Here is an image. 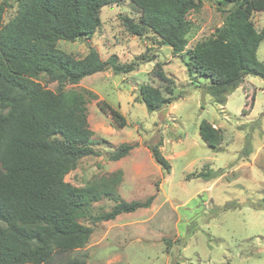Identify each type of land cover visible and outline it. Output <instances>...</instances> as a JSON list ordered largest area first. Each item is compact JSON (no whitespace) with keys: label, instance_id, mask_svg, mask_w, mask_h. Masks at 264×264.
I'll return each instance as SVG.
<instances>
[{"label":"rangeland","instance_id":"rangeland-1","mask_svg":"<svg viewBox=\"0 0 264 264\" xmlns=\"http://www.w3.org/2000/svg\"><path fill=\"white\" fill-rule=\"evenodd\" d=\"M0 2L6 22L15 15L17 3ZM217 6V0H204L198 11L189 13L193 27L186 48L222 24L224 16ZM125 16L133 21L140 16L130 0L105 5L90 37L56 41V47L76 57L90 45L102 59L116 54L124 63L142 61L130 72L106 69L65 85L96 94L86 103L96 153L79 159L65 180L81 186L100 175L120 172L121 199L154 198L149 207L93 224L83 247L56 254L50 264L78 254L89 264H264V79L246 75L224 104H216L206 91L209 79L189 72L186 48L175 53L159 45L147 27L141 36L130 34L122 22ZM263 17L264 11L251 15L256 28ZM256 56L264 62V38ZM40 81L56 88L44 77ZM143 83L164 93L171 88L180 96L162 109L148 111L138 92ZM101 99L125 117L124 126L97 106ZM201 120L217 128L220 142L215 148L200 138ZM159 141L160 152L170 163L168 171L154 161L147 147ZM122 142L133 148L126 156L109 160ZM199 172L210 177H197ZM113 204L103 197L93 203L91 212L107 211Z\"/></svg>","mask_w":264,"mask_h":264},{"label":"trees","instance_id":"trees-1","mask_svg":"<svg viewBox=\"0 0 264 264\" xmlns=\"http://www.w3.org/2000/svg\"><path fill=\"white\" fill-rule=\"evenodd\" d=\"M14 1L15 15L6 22L0 2V264H50L56 254L83 247L93 224L152 203L153 195L144 200L121 199L120 172L100 175L81 186L65 180L79 159L96 153L86 105L96 94L86 88L65 89V85L106 69L130 72L142 61L124 63L116 54L102 59L90 45L82 57L56 47L61 39L90 37L100 24L101 7L121 0ZM203 1L130 0L140 11L139 19L125 16L122 22L130 34L141 36L147 27L159 45L182 52L193 27L187 16L198 11ZM217 4L224 16L222 24L185 52L189 72L207 77L206 91L214 103L224 104L226 95L246 75L264 79V62L256 56L264 38V17L259 28L251 20L254 12L264 11V0H217ZM159 76L164 77L161 70ZM40 77L55 82L56 88L47 87ZM138 92L148 111L162 109L180 96L171 88L165 95L160 87L147 83ZM97 106L118 126L126 124L125 117L104 99ZM198 134L210 147L220 142L217 128L205 120L198 124ZM160 145L159 141L147 147L154 161L168 171L170 163ZM132 148L122 142L108 159L116 161ZM200 176L208 175L197 173ZM103 197L114 204L93 214V203ZM59 264L89 263L78 254Z\"/></svg>","mask_w":264,"mask_h":264},{"label":"water","instance_id":"water-1","mask_svg":"<svg viewBox=\"0 0 264 264\" xmlns=\"http://www.w3.org/2000/svg\"><path fill=\"white\" fill-rule=\"evenodd\" d=\"M165 113H166V110L164 109L162 114H165Z\"/></svg>","mask_w":264,"mask_h":264}]
</instances>
